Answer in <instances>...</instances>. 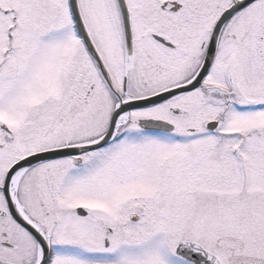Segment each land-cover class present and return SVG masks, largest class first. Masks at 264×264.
I'll return each instance as SVG.
<instances>
[{"label":"snow or ice","instance_id":"snow-or-ice-1","mask_svg":"<svg viewBox=\"0 0 264 264\" xmlns=\"http://www.w3.org/2000/svg\"><path fill=\"white\" fill-rule=\"evenodd\" d=\"M0 264H264V0H0Z\"/></svg>","mask_w":264,"mask_h":264}]
</instances>
